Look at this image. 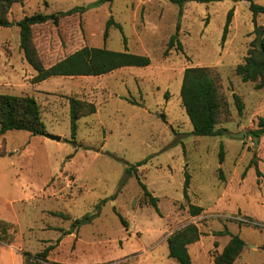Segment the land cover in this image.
Returning <instances> with one entry per match:
<instances>
[{
  "label": "rangeland",
  "instance_id": "374dc122",
  "mask_svg": "<svg viewBox=\"0 0 264 264\" xmlns=\"http://www.w3.org/2000/svg\"><path fill=\"white\" fill-rule=\"evenodd\" d=\"M97 1L24 0L11 8L12 26L0 27V94L34 98L45 125L42 135L0 136V218L11 225L0 241V264H24L25 253L46 249L47 264H176L167 239L189 224L201 233L188 246L192 264H213L230 235L245 243L234 264H264V134H250L264 121V89L235 73L256 38L249 3H186L178 35L182 50L174 47L168 54L179 7L166 0H112L60 18L56 26L35 25L33 42L44 67L84 47L127 50L151 64L34 84L36 73L24 60L15 23ZM110 18L122 32L111 26L104 38ZM256 24L264 27V15ZM191 67L210 69L218 86L226 104L216 126L226 131L222 136L192 135L180 100L183 73ZM233 95L244 104L241 115ZM69 98L96 106L95 114L78 120L74 136ZM140 162L136 174L127 173ZM138 180L157 199L158 211ZM190 205L201 207V215L192 217ZM85 216L88 222L71 230ZM222 231L229 235H216Z\"/></svg>",
  "mask_w": 264,
  "mask_h": 264
},
{
  "label": "trees",
  "instance_id": "16d2710c",
  "mask_svg": "<svg viewBox=\"0 0 264 264\" xmlns=\"http://www.w3.org/2000/svg\"><path fill=\"white\" fill-rule=\"evenodd\" d=\"M23 1L24 0H0L1 28H9L12 26L11 21L8 19L11 8L14 4H21ZM111 1L112 0H98L89 7H78L67 12H58L56 14L25 16L15 23L19 28V48L23 53L24 60L36 73L32 78L34 84L42 83L53 77H101L121 68H144L150 66L151 62L147 56L132 54L127 50L116 52L105 48L84 47L50 67H44L33 42V27L35 25L51 22L56 26L60 18L70 16L74 13L82 14L89 8L99 7ZM166 1L179 7L175 33L170 37L165 51V54H168L174 47L178 50H182L178 35L180 31V20L183 15V5L190 2L210 4L223 0ZM232 1H244L249 3V11L252 14L254 25L253 32L256 36L244 59V63L236 67L235 73L240 77L242 82L255 83V88L257 90L264 89V39H262L264 38V27L257 26L256 24V17L264 15V5L257 4L253 0ZM232 16L233 10L231 9L227 14L223 29L222 43L226 39ZM111 26H114L118 31L122 32L121 25L114 23L113 19L110 18L106 22L104 38H107L108 29ZM180 100L192 126V135L200 137H217L225 134L226 131L224 129H217L216 126L220 116L226 109V104L220 96L218 86L211 75L210 69L205 67H191L185 69L180 88ZM233 100L238 114L241 115L244 109L243 102L238 95H233ZM95 113L96 106L93 103H87L76 98H69V117L72 135L74 136L76 134L78 120ZM259 127L258 130L250 133L254 138H259L264 134V121L260 122ZM9 131H24L32 135H42L45 133V125L41 119L40 108L34 98L0 94V136ZM144 162L137 163L135 167L128 168L127 173L131 174L132 171H134L136 174L138 171L137 167L144 164ZM219 162H223L222 147ZM256 173L259 174L257 168ZM138 183L148 204L151 205L155 211H158L157 199L151 195L145 184L139 180ZM188 186L189 176L185 174V198L187 197ZM189 211L192 217H197L201 215L203 209L190 205ZM55 216L68 219V217L62 213L55 214ZM88 220L89 216L74 220L71 224V230H77L79 225L88 222ZM120 220L125 224L121 217ZM9 226L11 225L6 222L4 218H0V241L8 236L7 230ZM216 235H229V233L222 231L216 233ZM200 236L201 233L193 224L186 225L173 232L167 239L169 258L174 260L176 264H192L188 253V246L196 243ZM244 247L245 243L238 235H230V240L223 248L222 252L214 256L213 264H234L241 255ZM47 252L48 250L46 249L34 256L25 253L23 257L24 264H47Z\"/></svg>",
  "mask_w": 264,
  "mask_h": 264
},
{
  "label": "water",
  "instance_id": "95a60500",
  "mask_svg": "<svg viewBox=\"0 0 264 264\" xmlns=\"http://www.w3.org/2000/svg\"><path fill=\"white\" fill-rule=\"evenodd\" d=\"M264 39V38H262ZM230 137H233V138H243V134H241L240 136L237 135V134H229ZM46 137H48L49 139L51 140H55V141H60V137H55V136H50V135H46ZM256 142H257V139H256Z\"/></svg>",
  "mask_w": 264,
  "mask_h": 264
}]
</instances>
